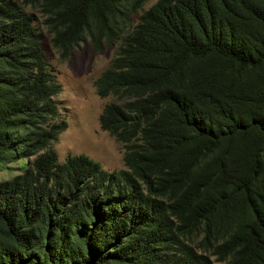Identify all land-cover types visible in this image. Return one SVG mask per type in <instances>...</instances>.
<instances>
[{
    "label": "trees",
    "instance_id": "trees-1",
    "mask_svg": "<svg viewBox=\"0 0 264 264\" xmlns=\"http://www.w3.org/2000/svg\"><path fill=\"white\" fill-rule=\"evenodd\" d=\"M145 1L0 0V163L25 160L0 180V264H264V0H156L126 29ZM33 10L63 56L122 37L95 86L125 168L59 161Z\"/></svg>",
    "mask_w": 264,
    "mask_h": 264
},
{
    "label": "rangeland",
    "instance_id": "rangeland-1",
    "mask_svg": "<svg viewBox=\"0 0 264 264\" xmlns=\"http://www.w3.org/2000/svg\"><path fill=\"white\" fill-rule=\"evenodd\" d=\"M156 0H148L144 10ZM36 24L44 31L43 47L49 64L55 68L61 92L55 97L61 116L67 121V128L52 143L59 161L68 154H86L108 171L124 168V148L107 131L100 127L99 116L106 102L95 90L94 82L109 65L116 53L115 46H104L101 50L92 46L89 39L80 42L67 57L50 44V34L44 26L45 17L33 10ZM136 18V19H135ZM137 23L138 16L132 18ZM132 26V22L130 23ZM128 27V26H127ZM25 160L6 164L0 163V180L19 173V166ZM189 241V240H188ZM193 246H196L193 243ZM215 264H224L215 262Z\"/></svg>",
    "mask_w": 264,
    "mask_h": 264
},
{
    "label": "clouds",
    "instance_id": "clouds-1",
    "mask_svg": "<svg viewBox=\"0 0 264 264\" xmlns=\"http://www.w3.org/2000/svg\"><path fill=\"white\" fill-rule=\"evenodd\" d=\"M147 1H148V0H146V1L144 2L142 8L138 11V13H133V14H131V15L129 16V19H128V21H127V23H126V26H125L126 29L131 28V26H130V23H131V22H132V26H134V25H136V24H139V23L141 22L140 15L143 14L146 10H148V9L153 5V4H152V5L149 6L147 9L144 10V5H145V3H146ZM35 11H37V10H35ZM39 12H40V11H39ZM32 13H33V11H32ZM40 13H41V12H40ZM33 14H34V13H33ZM41 14H42V13H41ZM42 15H43V14H42ZM134 15L138 16V21H137V23H134V20L132 19V18L134 17ZM43 16H44V15H43ZM44 17H45V16H44ZM34 18H35V23H36V17L34 16ZM135 19H136V18H135ZM44 20H45V19H44ZM43 23H44V21H43ZM36 25H37V24H36ZM44 26L46 27L45 23H44ZM127 26H128V27H127ZM40 29H41V28H40ZM46 29H47V27H46ZM41 30H42V29H41ZM42 31H43V30H42ZM47 31H48V29H47ZM43 32H44V31H43ZM48 33H49V32H48ZM49 34H50V33H49ZM44 36H45V38H44V41H45V39H46V35H45V33H44ZM50 38H51V34H50ZM87 39H89V38H87ZM87 39H86V40H87ZM86 40H85V41H86ZM89 40H90V39H89ZM44 41H43V44H44ZM85 41H80V42H85ZM121 41H122V37H120V38L117 40V42L114 43V44H111V45H109V44H102V46H101V48H100L99 50H101L104 46H115V48H116V53H117V50H118V47H119V44H120ZM80 42H79V43H80ZM90 42H91V41H90ZM43 44H42V45H43ZM50 44H51V42H50ZM91 44H92V43H91ZM51 46H52V44H51ZM76 46H77V45H76ZM76 46H75V47H76ZM92 46H93V45H92ZM75 47H74V48H75ZM93 47H94V46H93ZM74 48H73V49H74ZM94 48H95V47H94ZM55 49H56V48H55ZM73 49L71 50V52L73 51ZM43 50H44V47H43ZM58 51H59V50H58ZM44 52H45V50H44ZM59 52H60V51H59ZM116 53H115V55H116ZM60 54H61V52H60ZM70 54H71V53H70ZM70 54H69V55H70ZM45 55H46V53H45ZM69 55H67V56H69ZM115 55H114V56H115ZM61 56H63V55L61 54ZM67 56H63V57H67ZM114 56H113V57H114ZM46 59H47V61H48L47 56H46ZM112 59H113V58H112ZM112 59H111V60H112ZM48 63H49V61H48ZM109 64H110V63H109ZM50 66H51V65H50ZM108 66H109V65H108ZM52 67H53V66H52ZM106 68H107V67H106ZM106 68H105V69H106ZM105 69H104V70H105ZM103 72H104V71H103ZM103 72H102V73H103ZM54 73L56 74V72H55V68H54ZM102 73H101V75H102ZM101 75H100V76H101ZM100 76H99V77H100ZM99 77H98V78H99ZM57 79H58V78H57ZM96 80H97V79H96ZM96 80H95V81H96ZM58 82H59V81H58ZM59 83H60V82H59ZM94 86H95V82H94ZM61 89H62V86H61ZM95 90H96V86H95ZM60 92H61V91H60ZM60 92H59V93H60ZM59 93H58V94H59ZM96 93H97V91H96ZM58 94H57V95H58ZM97 94H98V93H97ZM57 95H56V96H57ZM98 95H99V94H98ZM56 96H55V97H56ZM99 96H100V95H99ZM55 97H54V99H55ZM100 97H101V96H100ZM101 98H108V99H110V100H109L108 102H106L105 104L109 103V102L112 100L111 97H101ZM55 100H56V99H55ZM58 106H59V105H58ZM104 106H105V105H104ZM103 108H104V107H103ZM102 111H103V109H102ZM102 111H101V113H102ZM100 115H101V114H100ZM65 120H66V119H65ZM99 123H100V116H99ZM100 127H101V126H100ZM66 128H67V127H66ZM101 129H102V128H101ZM102 130H103V129H102ZM104 131H107V130H104ZM62 132H63V131H62ZM107 132H108V131H107ZM108 133H109V132H108ZM109 134H110V133H109ZM110 135H111V134H110ZM58 136H59V135H58ZM111 136H113V135H111ZM113 137H114V136H113ZM114 138H115V137H114ZM115 140L118 141L116 138H115ZM53 142H54V141H53ZM118 142H119V143L122 145V147L124 148V153H125L126 148H125L124 144L121 143L120 141H118ZM55 152H56V151H55ZM124 153H123V161H124ZM80 154H83V153H80ZM68 155H69V154H68ZM71 155H76V154H71ZM85 155H86V154H85ZM87 156H88V155H87ZM89 157H90V156H89ZM64 159H65V158H64ZM92 159H93V158H92ZM61 162H62V161H61ZM99 163H100V162H99ZM100 164H101V163H100ZM101 166H102V165H101ZM102 167H103V166H102ZM103 168H104V167H103ZM124 168H125V165H124ZM104 169H105V168H104ZM121 169H123V168H121ZM105 170H106V169H105ZM118 170H119V169H118ZM107 171H108V170H107ZM112 171H113V170H112ZM17 174H18V173H17ZM212 258H213V257H212ZM221 263H223V262H221Z\"/></svg>",
    "mask_w": 264,
    "mask_h": 264
}]
</instances>
